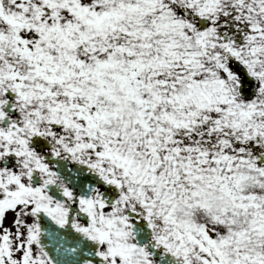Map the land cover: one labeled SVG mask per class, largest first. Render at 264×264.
Instances as JSON below:
<instances>
[{
	"label": "snow or ice",
	"instance_id": "6c2138e0",
	"mask_svg": "<svg viewBox=\"0 0 264 264\" xmlns=\"http://www.w3.org/2000/svg\"><path fill=\"white\" fill-rule=\"evenodd\" d=\"M0 264H264V0H0Z\"/></svg>",
	"mask_w": 264,
	"mask_h": 264
}]
</instances>
